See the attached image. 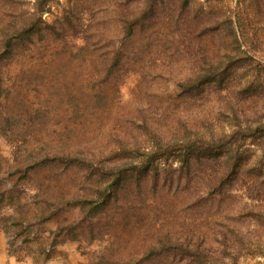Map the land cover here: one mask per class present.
Here are the masks:
<instances>
[{
    "label": "rangeland",
    "instance_id": "374dc122",
    "mask_svg": "<svg viewBox=\"0 0 264 264\" xmlns=\"http://www.w3.org/2000/svg\"><path fill=\"white\" fill-rule=\"evenodd\" d=\"M34 1L0 0L6 264H264V0Z\"/></svg>",
    "mask_w": 264,
    "mask_h": 264
},
{
    "label": "trees",
    "instance_id": "16d2710c",
    "mask_svg": "<svg viewBox=\"0 0 264 264\" xmlns=\"http://www.w3.org/2000/svg\"><path fill=\"white\" fill-rule=\"evenodd\" d=\"M54 0H35L34 1V10L36 12V14L40 17L39 19L42 21L41 16L44 15L45 13H50L51 10V4ZM259 129H262V127H260ZM264 143V142H263ZM192 146H195V144H192ZM209 150H205L207 152V156L209 155ZM189 155V154H187ZM210 159L212 160H217V156H210ZM186 161L188 162V159H186ZM230 163L232 164V166L235 168L237 167V164L234 162V160H230ZM231 177H229V179H231L235 173L230 172ZM214 189L217 191H224V188L221 186V177L216 179L214 181ZM215 190H212L216 193H219ZM105 201V200H104Z\"/></svg>",
    "mask_w": 264,
    "mask_h": 264
},
{
    "label": "crops",
    "instance_id": "0c3cea01",
    "mask_svg": "<svg viewBox=\"0 0 264 264\" xmlns=\"http://www.w3.org/2000/svg\"><path fill=\"white\" fill-rule=\"evenodd\" d=\"M7 261H8V256L5 253V249L0 238V264H6Z\"/></svg>",
    "mask_w": 264,
    "mask_h": 264
}]
</instances>
